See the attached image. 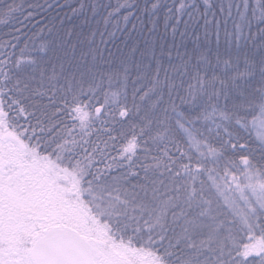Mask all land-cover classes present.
Returning <instances> with one entry per match:
<instances>
[{
    "label": "snow or ice",
    "instance_id": "snow-or-ice-1",
    "mask_svg": "<svg viewBox=\"0 0 264 264\" xmlns=\"http://www.w3.org/2000/svg\"><path fill=\"white\" fill-rule=\"evenodd\" d=\"M0 264H264V0L0 4Z\"/></svg>",
    "mask_w": 264,
    "mask_h": 264
},
{
    "label": "trees",
    "instance_id": "trees-1",
    "mask_svg": "<svg viewBox=\"0 0 264 264\" xmlns=\"http://www.w3.org/2000/svg\"><path fill=\"white\" fill-rule=\"evenodd\" d=\"M7 2H8V0H0V4H4V3H7ZM113 2H115V0H113ZM128 27L131 28V24H129Z\"/></svg>",
    "mask_w": 264,
    "mask_h": 264
},
{
    "label": "rangeland",
    "instance_id": "rangeland-1",
    "mask_svg": "<svg viewBox=\"0 0 264 264\" xmlns=\"http://www.w3.org/2000/svg\"><path fill=\"white\" fill-rule=\"evenodd\" d=\"M252 134L255 135V130H253V133Z\"/></svg>",
    "mask_w": 264,
    "mask_h": 264
}]
</instances>
